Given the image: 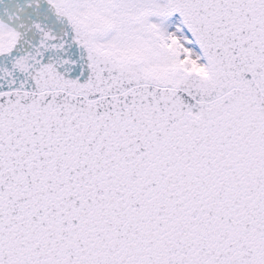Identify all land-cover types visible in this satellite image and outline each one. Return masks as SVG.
<instances>
[{
  "label": "snow or ice",
  "instance_id": "obj_1",
  "mask_svg": "<svg viewBox=\"0 0 264 264\" xmlns=\"http://www.w3.org/2000/svg\"><path fill=\"white\" fill-rule=\"evenodd\" d=\"M0 264H264V0H0Z\"/></svg>",
  "mask_w": 264,
  "mask_h": 264
}]
</instances>
